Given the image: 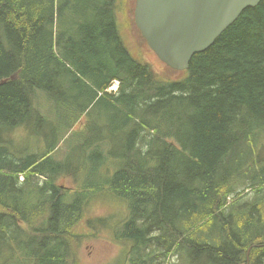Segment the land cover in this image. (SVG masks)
<instances>
[{
    "label": "trees",
    "instance_id": "1",
    "mask_svg": "<svg viewBox=\"0 0 264 264\" xmlns=\"http://www.w3.org/2000/svg\"><path fill=\"white\" fill-rule=\"evenodd\" d=\"M118 8V0H0V132L25 127L37 137L35 153L22 156L0 145V264H83V240L98 235L79 227L98 228L104 219L89 213L107 198L129 205L109 232L132 241L123 264H264V0L188 70L166 67L175 78L130 55ZM69 14L68 36L60 22ZM38 91L52 102L46 115L34 105ZM79 123L60 161L54 154ZM118 130L124 138L113 145ZM97 164L108 167L102 182L88 175L100 173ZM250 192L257 208L244 215Z\"/></svg>",
    "mask_w": 264,
    "mask_h": 264
},
{
    "label": "rangeland",
    "instance_id": "2",
    "mask_svg": "<svg viewBox=\"0 0 264 264\" xmlns=\"http://www.w3.org/2000/svg\"><path fill=\"white\" fill-rule=\"evenodd\" d=\"M118 2H119V8L117 11V26L126 44L128 45L131 54L141 62L148 63L160 78L177 77L178 73L167 69L164 62L161 61L153 51H150L151 50L150 47L144 42V40L139 38L138 34L136 33L137 31L135 32L136 27L134 26V24L130 22L127 16V11L129 10V16H130V9L133 6L131 0H118ZM127 2H128V9H127ZM73 21H74V17L72 14H69L68 17L63 16L61 18L60 25L61 24L67 25L65 29L67 31L66 33L68 36L75 33L74 32L75 28L71 25ZM72 94H75V91H72ZM34 105L44 115H46L53 106L49 97L40 91H38V98L35 99ZM96 112L97 111H95V113ZM91 115H93L92 107L90 112L85 114L83 117V119H85L86 122H89L90 125H91V120H93L94 122L96 120V117L95 116L91 117ZM103 121L105 122V124L107 123L112 124L110 120H103ZM82 130H83V126L81 125L79 129L75 130V132L77 133L73 138L71 137L73 132H71L67 136V138L61 143L59 150L54 154V156H56L57 159L66 158L67 155L74 149L76 140L79 137V134ZM110 132L111 131L106 130L104 131V134H108ZM91 134L92 132L88 133L89 136ZM111 134L118 137V140L113 141V145H119L121 140L124 138V135L121 132V130L112 132ZM36 142H37L36 135L33 132L28 131L25 127H18L15 130L0 132V145L14 146L20 149L16 152V155L18 156L25 155L26 153H35L31 151L34 150V146ZM262 148L264 149V146ZM36 153L38 154V152ZM72 158L74 157H71L70 159ZM60 161L68 162V159H63ZM262 166H264V154L262 156ZM96 167L100 169V173L97 174L96 172L91 170V172L88 175L93 181L102 182L108 176L107 174L108 167H106L104 164H97ZM109 175H112V173ZM37 176L39 178L44 177V175L38 173ZM79 178H80V182L82 183L86 177L83 174ZM66 179L65 178L61 179V183L66 182ZM102 196H104V194H101L99 197ZM258 198L259 196L256 192H250L248 195H245L240 201V203L243 205L242 207L243 209L240 208L239 211H242V213L245 215V213L243 212L244 209L251 211L257 208L256 200ZM126 213L127 216H125ZM129 214H130L129 205L127 204V202L120 199L118 200L115 198H107V200H102V202H98V204L94 206L93 210L89 213V216L92 218L101 217L104 220L102 222H99L97 224L98 228L95 229L94 231L91 230L90 233H88L89 228L86 221L84 222V224H82L79 227V231L83 233H87L90 235H98L97 238H92L90 240H83L84 242L81 253L83 258V264H123V261L127 253H130L132 250V241L126 243H122V241L119 240L116 241L115 238H111L109 236V232L115 228L119 230L121 228L122 221L125 218H128ZM5 256H6V252L0 255V259H3ZM195 262H200V260L196 259Z\"/></svg>",
    "mask_w": 264,
    "mask_h": 264
},
{
    "label": "water",
    "instance_id": "3",
    "mask_svg": "<svg viewBox=\"0 0 264 264\" xmlns=\"http://www.w3.org/2000/svg\"><path fill=\"white\" fill-rule=\"evenodd\" d=\"M262 0H136L135 20L157 56L175 70L189 68L248 7Z\"/></svg>",
    "mask_w": 264,
    "mask_h": 264
},
{
    "label": "bare ground",
    "instance_id": "4",
    "mask_svg": "<svg viewBox=\"0 0 264 264\" xmlns=\"http://www.w3.org/2000/svg\"><path fill=\"white\" fill-rule=\"evenodd\" d=\"M78 1V0H77ZM79 26H80V24H79ZM81 28V27H80ZM80 33V32H79ZM83 34V33H82ZM96 36V35H95ZM105 37V36H104ZM112 38V37H111ZM72 40V39H71ZM83 40V39H82ZM113 40V39H112ZM110 41V40H109ZM112 42V41H111ZM75 43V42H74ZM77 46H78V44H77ZM80 47V46H79ZM76 48V47H75ZM78 50V49H77ZM80 50V49H79ZM75 51V50H74ZM58 73V72H57ZM57 186V185H56ZM25 209V208H24ZM8 217V216H7ZM3 220V219H2Z\"/></svg>",
    "mask_w": 264,
    "mask_h": 264
},
{
    "label": "flooded vegetation",
    "instance_id": "5",
    "mask_svg": "<svg viewBox=\"0 0 264 264\" xmlns=\"http://www.w3.org/2000/svg\"><path fill=\"white\" fill-rule=\"evenodd\" d=\"M138 32V31H137ZM139 33V32H138Z\"/></svg>",
    "mask_w": 264,
    "mask_h": 264
}]
</instances>
